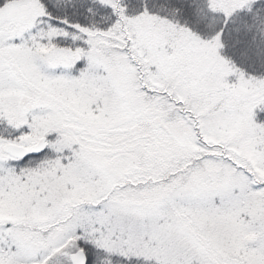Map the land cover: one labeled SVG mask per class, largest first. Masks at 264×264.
Returning a JSON list of instances; mask_svg holds the SVG:
<instances>
[{
  "label": "snow or ice",
  "instance_id": "obj_1",
  "mask_svg": "<svg viewBox=\"0 0 264 264\" xmlns=\"http://www.w3.org/2000/svg\"><path fill=\"white\" fill-rule=\"evenodd\" d=\"M0 264H264V0H0Z\"/></svg>",
  "mask_w": 264,
  "mask_h": 264
}]
</instances>
